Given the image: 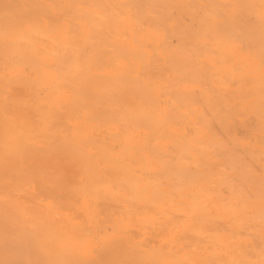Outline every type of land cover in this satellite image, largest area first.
Instances as JSON below:
<instances>
[{
	"label": "bare ground",
	"instance_id": "bare-ground-1",
	"mask_svg": "<svg viewBox=\"0 0 264 264\" xmlns=\"http://www.w3.org/2000/svg\"><path fill=\"white\" fill-rule=\"evenodd\" d=\"M254 2L255 0L231 1L230 4L232 8H235V6L239 4L242 7V14L244 13L242 16L239 17V15H241L240 13L241 11H240L238 17L236 16L238 20L233 19L232 22L231 20H227V19H226L227 21H222L225 20L223 19V17H225L227 14L228 15L233 14V12L230 13L229 11H226L229 13L224 14L225 10L222 9V6H220L217 3V0H0V49L2 48L1 50L3 51L2 52L3 54L0 53V55H2L0 58L4 57L1 60L5 61L6 71L8 72L7 67H10L12 69L11 71L13 74L10 72L8 73L11 74L12 76H15L13 81L11 75L9 76L7 73L10 79L12 78L10 80L11 85L13 84L15 85L16 83L18 84L17 82L18 78H19L18 80H20L19 84H21L22 76L24 78V76L29 72V70L32 71L30 72L33 75L31 79L32 83L31 82L29 83L30 81L29 76H32L29 73H28L29 76H27L28 74L26 75L29 81L25 78L26 80L24 79V81L26 82L24 81L22 82L23 83L22 88L24 89L25 87L24 84L25 85L28 84L29 87L27 88L28 90H31L29 91L31 93L28 94L29 92L26 89H24L25 92L27 91L26 93L20 90V92H24V94L20 93V96L22 94L21 97L18 96V94L16 95L18 96V98L22 99L20 102L23 101L24 103L25 101L26 103L27 97H24V95L26 96L28 95V97L31 96L30 97L31 99L34 97L32 99L33 101L36 96L38 97V99L39 98L42 99L43 97L45 98V102L47 104V101L48 102L50 101L49 94L51 92L52 93L51 98L54 99L53 96H55V100L52 101L54 102L52 105L55 106L54 107L55 109L53 108L51 109L54 110L53 111L54 113L62 112L60 110V107L62 108L64 104H62V106L59 105L60 100L63 99L61 103L67 102L65 103V105L69 103L70 107L68 105L67 106L68 108H66V110L70 108L72 112V109L74 108L75 112L77 113L76 114L77 118L76 117L74 118V115L72 116L71 114L72 118L74 120L76 119L75 121L76 123L73 124L70 123L74 121L72 120L71 116H69V118L71 119L70 120L68 116L62 115L63 117H66V120L68 118L69 122L68 121L67 122L70 124V126L67 127L68 128L70 127L71 133L73 132V134H71L70 131H68L69 132L68 134V132L66 131L67 136L69 135V138L71 135L74 136V134H76V131L80 132L78 131L79 124L86 125L89 124V122L92 123V121L94 122L93 120L94 118H96L95 121L97 122V118L99 119L101 115H103V113L106 114V113H110L111 110L113 111L114 107L112 105L115 104L116 106L118 105L116 108L122 109V113L124 116L122 117L121 115H119L120 113L116 114L119 115V118H117L115 121L116 123L117 121L119 123H122L124 121L121 126L122 130L126 126V124L124 123H126L128 120L130 121L132 120L135 127L137 126L141 127L138 128L140 130H142L143 128L144 130L143 133L146 136L151 135L148 138H152L154 136L153 138L155 141L153 142H156L157 138L161 139L160 142L161 141L163 142V144L155 145V144H159L156 142L154 143V147H152L153 146V144H151L152 140L151 141L147 140L148 138L144 134L143 137H141L142 140L140 139V135H139V137L136 136V138H139V140H135L136 139L135 138L133 139V141L135 142L130 141V137H129L130 135H128L127 132H131L130 133L131 135H133L136 132H134L135 130L129 131L128 129L127 132H125L126 128H124L125 134L122 133L123 135H121V133L119 134L120 130L116 129L117 127L116 128L114 127L116 131H118V133L114 134L113 131L115 130L112 131L111 127L109 126L112 124V122L110 121L112 116L110 115L109 116L110 118H108L107 116L106 117L107 121L103 124L109 122V125L107 124L110 127V131L109 130L108 131L111 132V134L109 135L115 137L110 142L111 143L112 141L115 142L114 139H116V137L120 139V145L119 143L116 142L117 143L116 146H118L119 148L112 145L111 146L112 149L113 147L114 148L116 147L117 149L120 150L119 152L123 154L121 155V159L124 158V155L125 157L127 155L129 158L128 157L124 158L125 160L126 159L130 160L131 158L132 162L134 161L135 164L136 163L139 164L136 166L137 168L138 166H142L141 169L144 168L143 171L145 169H148L145 170L144 173L146 175V171H147L148 182H146L143 185L140 184V182H143L144 180H146V178L142 179L140 175V178L143 180L140 181L139 177L136 178V176L137 173L142 174L143 171H141L142 173L137 171V168L134 166L128 167L127 165H129L130 162H128V164H125V162L124 163L121 162L125 160L124 159L120 160L119 156H118L119 160L117 157L112 158L115 150L113 149L114 150L113 151L111 149L110 147L111 144L108 142L111 137H107V139L109 138L107 141H105L106 137H101L102 139L98 137L99 138L98 141H100L99 142L100 144L98 145V148L96 146L95 149H98L96 150L97 154L100 152L99 154L103 155L102 158H104L105 160L103 166H105L107 169L106 173L107 171L110 170L111 173L113 174L114 173L113 170H117L118 172L116 173L122 174L121 180L119 179H118L119 181L117 180L118 181L117 183L119 184H117L112 179H110V180H106L109 181L107 182V186H106L105 180L103 181V183L101 182V179L103 180L104 179L103 176H105V169L103 168L104 169L103 171V169L101 170L98 167L96 163L98 162L97 161L98 159L96 160L92 157V152L85 147L87 144H84L86 138L84 139L83 136L88 135V133L89 136L92 135V133L90 134L89 132L91 130L86 132V130H88L89 127L86 130L82 128L83 133L85 134L86 132V134L85 135L83 134L82 136V134L79 133L81 137L77 138L80 139V141L83 138L82 140H84V142L82 144L83 146L85 145L84 146L85 148L82 146V144L79 141L74 142L75 137L79 136L77 133V135L74 136V139L71 137L69 141H66L70 143L72 139L71 142L72 144H69L70 146L68 145V143L66 144L65 141H64L65 143L63 142L64 144H66L65 147H68L67 148L68 152H67L66 151L67 149L66 150L61 149L62 147H64V145L60 148V146L58 147V145H61V143H58L56 145V141L53 144L54 141L52 140V138L55 135H56L55 137H57L58 139V136L61 135V134L58 135V133H63L62 131L65 132L64 129L66 127L65 125H69V124L65 122L64 119H62L61 121L60 119L58 120L61 123L63 121L66 123V124L64 122L62 123L63 125L64 124L65 125L63 127L64 130H61L62 125H61V129L58 128L60 122L58 121L55 122V120H57L58 117L56 118L55 117L56 115L53 113L54 115L53 118L55 120L51 121L50 120L51 117L50 118L48 117L51 111L43 110L45 114L41 113V115L39 114L38 116H34L38 118V120L36 121V125L39 122V125L37 127L39 128L38 129L39 131L37 132L36 131L37 128L35 127V124H33L35 123V119H33L34 117L30 116L31 117L30 118L26 114L23 115L24 112L23 109H25V107L22 106L23 107L22 108L18 106L20 105V102L18 101L19 99L17 101L16 99H14L16 102H18V105L16 106V104L12 103L11 106L14 105V107L13 106L11 107L12 108L11 111L8 110L10 106H8L6 103H4V105L0 104L1 105L0 106V126H1L0 150H3V152L2 151L0 152V264H86L85 262L86 259L88 260L87 264L95 263L96 260L92 257L90 253L89 242L84 241L89 237L86 239L85 237L83 238V236L85 235L86 237L89 236L88 234L89 231H87V227L84 228L86 229L87 232L83 231V234L84 233L86 234L80 235L82 236L83 239L79 236H76L78 237L76 238L75 234L77 232L75 233V231H77L76 229L78 225L75 223H74L75 225L74 224L72 225V222H70L71 220L68 221L70 217L68 216L65 217L66 215L63 216L59 214V212L55 211V209L57 207H60L59 208L60 210L58 208L56 210L61 211L62 210L61 207L64 210V207L67 205V208L65 207V210H68L69 212H71L72 210L76 211L77 202L79 198L78 193H82L85 195L87 194V196L90 195L92 196L90 198L95 197V199L97 196H98L97 199L100 196H101L100 198L107 196L106 199H108L110 194L109 195L106 194L105 190L107 189L105 188L111 186L110 183H112V181L116 185H119L116 187L112 186L113 188L117 189V187L121 186L120 188H122L123 190L118 188L120 189V191L128 192L127 194L129 198L131 197L133 201H131V198L130 199L126 198L125 201H129V203L127 202L128 203L127 206L130 204L129 207L127 208H130V206H132L133 204L136 206L133 205L132 208L138 207L137 211L134 208L135 209L134 213L139 212L138 214H141L142 210L141 209L139 210V208H145L147 210L145 211V209H143V212L144 211L150 213L155 212L157 214L162 210L161 207L163 206V204H164L163 210L166 209L167 206L171 205L172 207L170 206L169 207L170 209L168 208L170 210V214H168L169 212L167 213L165 211V213H167L166 216L168 217L169 215V218L171 219V217L173 218L174 216L171 215L173 213L179 215L178 216L179 219L178 217H175V219L173 218L175 221L177 220V222L172 221L174 222L173 224L167 219L169 221V222L167 221L165 222L167 224L169 223H171L172 225H174L175 223L179 224L178 220H182L181 223V225L183 224L182 227L183 226L185 227V225H187L186 228H188L190 227L189 221H193V220L187 221L188 220L187 217H191L193 215L195 218L194 221L201 223V226L207 225L202 231L204 232L205 229H207L205 231V233L207 232L206 234L214 235L216 232H213V230L215 231L217 227L222 225L220 227L221 230L217 228L218 234L216 233L217 235L216 234L214 235L215 237H217L218 235L221 234L220 233L221 231H226L224 229L228 228L229 236H222L220 238H216V240L219 243L215 240L213 236L211 237L209 235H206L205 233H200V234L198 233V235L202 237L201 238L202 243L201 242L199 243L200 245L206 243L207 247L205 249L209 252V254L207 255L210 256V259H211V254L212 257H214V255L216 254L215 258H212L214 259V261L210 260V262L213 263L215 262L218 264H224V263L264 264V244H260L259 245L260 248L259 246L257 247L258 243H264V242L259 240L258 242L256 240L258 236L256 237L255 234L252 235L253 236L252 238L248 236L249 239L251 240H253L254 237L256 238V239L254 238L255 239L254 245H256V248H258L257 251L255 249V246L254 247L251 246L249 249V247L243 244L244 237L243 236H242L243 238L240 237L241 234L244 235L245 233H242L239 230L241 234L235 235L237 233L234 232L235 231L237 232V230L233 231L234 228H236V226L240 227L238 229H241L243 227V223L247 225L248 222H246V220L250 221L248 226L251 223H253L252 224L253 226L250 225V227L251 226L256 227L254 226L255 220L254 218L252 219V217L257 218L258 221L260 220L262 221V224H264V188H262L264 187V181H262L264 179L260 178V180H258L257 177L256 180L255 178L253 179L250 176V172L251 173L252 171L254 172V170L250 169V167L256 169L258 164H255V161L258 162L259 160L260 162L262 158L260 157L261 158L260 159L258 157L259 154L257 150L246 149L244 146H242V143L241 144L239 143V139H237L234 136V132L237 131L236 129H237L238 120L236 118V122H235V120L233 119L236 114L235 111H237V109L239 111L237 112L240 114V108H238V106H240L241 104L238 105V102L236 104L233 101L238 106L234 104L235 109L234 107H232L233 105L230 107L229 104H231V102L227 104V101L230 100V98L227 101H225L226 95H228L229 90L226 91L227 94L220 96V93L223 94L222 88L220 87V90L219 89L217 90L216 89L217 87H215V85L218 86V84L220 85L223 84V86H227L231 82V80H228V82L230 81L228 84L227 80L225 81V79H227L226 75L227 77L230 78V74L228 72L227 74L226 72H224L226 75L222 73L225 70L222 68L223 65H228V67L226 66L227 68H230V66H232V68H234V71L235 70L238 71L235 72L236 75L234 74L236 81L240 77L237 81L239 82L240 85V87L237 86L239 89L237 91H240V89L246 87V85L251 86L253 82L254 83L259 82V84L262 83V85H264V82L261 81L264 80V22H261L259 20L261 23L257 21L259 22L258 24L255 23L256 22L255 20H251V18L252 19L254 18L252 17L251 13L253 14V12L255 11L259 13V10L257 11V9L255 10L253 8L256 7V5H254L255 4ZM228 4L227 6L225 5L226 8H230ZM261 7H264V5H262ZM250 11H251L250 13L251 18L247 16V14H249ZM222 14H224L225 16ZM221 15L222 17L220 18L219 16ZM185 19H187L188 22ZM215 19L217 20L222 19V20H220L221 22L220 21L216 22ZM249 21H253V22L250 23ZM166 36L168 38H166ZM207 38L208 41L210 40L209 44H212L215 47V49L213 48V50H210V52H209V48L211 46L207 44L208 42H206V40L205 42L202 41ZM172 40L174 41V43H171ZM237 41L243 43L242 49L244 47L245 50L242 51L244 52H239V53L233 52V47ZM206 44L208 47H206ZM211 51H212V55L211 54L210 55L212 57H215L214 55H217L218 57L215 60V64H217V66L214 65L213 63L214 58L211 59L212 58L211 56L210 59L213 60V62L211 61L212 63H209L208 61L210 60L208 59H201L204 57L203 55H205L206 53L209 54L211 53ZM3 61H1L0 63H2ZM3 64H0V66ZM218 65L222 66L220 67L223 69L221 73L222 75L224 74L225 76L220 75L221 73L219 71L220 68H218L219 67ZM24 66L26 67L25 69L29 68V70L27 71V73L25 72V74L24 72L22 73V69H24L23 68ZM249 67H251L252 69ZM260 67L262 68L260 69ZM215 69H218V74L216 72L217 70L214 71ZM250 70L254 72H251ZM165 71H168L170 73L169 74L170 77L168 75L162 74ZM249 72H251L252 74H250ZM2 73L5 74V72ZM3 75L1 76L0 79L8 80L6 78L7 75H4V77ZM60 80L67 82L66 86L65 85L64 87L62 86L64 89L60 85L62 83L61 82L58 83V81ZM8 81H6L7 82L6 85L4 84L5 81L4 82L2 81L3 82L2 84L5 85L6 88L8 87L10 88L11 86L8 84ZM72 81L73 82L76 81L77 83L72 84ZM64 82L63 84H65ZM248 82L249 84H247ZM47 83L49 85V86L47 85L48 88L50 87L51 90L49 89L50 90L49 91L46 86L44 88H46L49 91V94L47 93V90L43 88V85H46ZM55 83L59 84L57 86L58 87L60 86L59 89L62 88V91L66 90V93H64L65 91L59 92V90H57L58 88H56L55 90L56 92H58L57 94L53 92L54 89L52 90L51 84L56 86ZM184 83L185 84L191 83L192 85L194 84L195 87L198 86L197 91L196 89L194 90L195 87L194 88L192 87L191 89L190 86L189 89L188 84H187L188 86L187 89L179 87L180 84L181 86H183ZM232 83L233 80L231 84ZM37 85L38 86L42 85V87L41 86L40 87L43 90H46V93L44 91L42 92L41 90H38ZM254 86L255 89L254 87H252L253 88L251 89L252 91L251 90L248 91L245 88L244 89L247 92L251 91L252 92L251 94H253L254 92V94H256L255 96H259L257 95L258 90H256L259 89L258 87L259 85L257 86V88L256 85ZM33 88H36L38 90L37 93V90L34 89V91L36 90L35 93L33 92L35 96L32 93ZM260 88H264V87L260 86ZM234 89L230 91L232 92L233 95H234L233 92H235L237 88L235 89V91ZM244 89L241 90L244 91ZM162 91H165L163 92L162 95L165 97L162 98L163 100L160 99V94L162 93ZM218 91L221 92L219 93ZM247 92H245L246 94L244 93L243 94L246 96H250L248 95L249 93L247 94ZM260 92H262V89ZM36 93L38 95H36ZM39 93L41 95L42 93L48 95L44 97L45 94H43V96L39 97L40 96ZM59 93L60 94L63 93V94L59 96ZM232 94L229 93V95ZM56 96L57 98L59 96V98L56 99ZM260 96L262 97V95ZM48 97L49 99H47L46 101V98ZM30 98H28V100H30ZM232 98L240 99L239 96L238 97L236 96V94L235 97L233 96ZM242 99H243L242 101H244L247 99V97L246 99L245 98ZM262 99L260 97H254V99L252 100L253 103H257L261 108L260 109L259 107H257L259 109L258 110L257 108L255 109L256 111H258V113H260V110L264 109V106H262L264 105V103H262L261 101ZM45 102L43 103L45 104ZM52 102L49 103L51 104ZM249 102H251V100ZM23 103L22 105H24ZM28 103H26V105ZM36 103H38L37 100L36 102H33V105L29 103L30 105L28 104L27 105L28 108L26 109H29L31 111L32 110L31 108L34 106L33 108H35L36 111L39 110L41 112L42 106L39 107L40 105L39 104L36 105ZM50 104H48V106L53 107ZM197 104H200L202 106V110L196 109L195 106ZM56 105L60 106L59 109L56 108L57 107ZM71 105H73L74 107L72 106L73 108H71ZM35 106H38L39 108ZM4 108L7 109L9 112H14V114L10 113V115H5L8 111L6 110L4 112ZM253 108L252 110H254ZM19 109L23 110V112L21 111L22 113L20 112V115L22 114V118H20L21 116L17 117V114H19L18 113ZM98 110H100L101 113L103 112L102 114H100V116L98 115L100 113L98 112ZM48 111L49 114L46 115ZM116 112H113L114 115ZM258 113H254V114L260 116L262 115ZM12 114L16 116V118L12 117L13 116ZM239 114H237V116ZM25 115L26 117L24 118L23 116ZM49 116H52V114H50ZM208 116L209 118H207ZM261 117H264V115H262ZM27 118L29 120L33 119L34 122L31 123V125L29 124L27 126V124H25L24 122L25 119L26 122L28 121ZM107 118L110 120L108 121ZM251 118L254 119L253 117ZM119 119L120 121L122 120L123 121L120 122ZM256 119L258 120V118ZM112 120L114 122L113 118ZM103 121L104 120H101V123ZM52 122L53 124L55 122L54 125L51 124L52 126H54L52 130V133H54V135H52V133H47L50 132L49 131L50 129H52V126H50L49 128V125ZM96 122L94 123L98 125ZM250 122L253 124V126L251 124V126H249L250 128L249 127L246 128L248 130L249 129L251 130V128L256 126L260 128L262 124H264L261 122V125L258 126L260 123L256 125L255 121L252 122L251 120ZM101 123H99V127L103 125ZM114 123L112 124V126H115L117 124L119 126L121 125L119 123L117 124ZM238 124L240 125V123ZM32 125L33 128H36L35 131H33L34 129H31ZM92 127H94V125ZM102 127L105 128L104 126ZM68 128H66V130ZM105 129H108V127ZM246 129H244L245 131L243 130L244 131L243 135H249V132H247ZM101 130L102 128L100 127V131ZM258 130L264 131V129L261 130L258 129ZM32 131L36 132L37 135L34 134L35 137L33 136ZM55 131L58 133L56 134ZM105 131H103V133H105ZM253 131H256V129L254 130L253 128ZM66 132L65 134L63 133L64 136H66ZM139 133L141 132L139 131ZM237 133H239V131ZM48 134L50 135L49 137L51 138L50 140H48V136H49ZM62 136H59V139ZM67 136L64 139L68 140L69 138ZM144 136L147 138L146 139L147 142L144 140ZM45 137L49 141V143L46 142L47 149H48V144L50 145V143H52L51 147L49 146L51 149H53V147L56 145L57 147L55 146L56 147L55 149L58 148L57 150H59L60 148V151L61 150L65 151V152L63 151L64 153L66 152L69 153L70 152L69 150H72L73 155L71 153L70 155L71 156L76 155L82 161L81 170H80L82 175L84 176L90 175L94 179L88 183L81 180L82 181L81 184L83 185L78 187L77 190L76 188L75 190L70 189V187L72 188V186L67 188L68 185L67 183H70L68 179L69 175L67 172H65L67 169L64 171L65 174L63 173L62 176L63 178L60 176L62 173H61V169L59 170L60 168L59 166H64L63 163H62L63 165L59 163L61 156H59L60 159L57 160L58 163L61 165L57 164L58 168L56 167L53 170L52 169L54 167L53 164L57 163V161L55 162L57 158L54 160L53 157H55L57 154L53 155L52 157L53 159L51 158V156L50 158H44V157L42 158V155L40 154V152L42 151L38 150L35 146L36 142L41 143V141H43ZM63 137L61 139H63ZM131 137L133 138V136ZM165 140L167 141L166 143H168L169 141V144L173 149L171 151L170 150L171 148L169 146L170 148L169 150L172 153L174 151L172 155L168 153H164L165 151L163 152L162 148H160V146L163 147L162 145H165L164 144ZM95 141L96 140H93L94 145L98 143V141L97 143ZM93 142L91 141L92 144ZM91 143L88 145H91ZM147 143L150 145H148ZM146 144L149 147H146ZM250 144H252L251 141ZM37 146L39 147V145ZM145 149H149L147 150L149 153H147ZM46 150L43 149V151H45L44 152L45 154L48 151ZM60 151H58L60 153L59 155L63 153V152L61 153ZM109 151L111 152L109 153ZM55 152L57 153V151ZM119 152L117 151V153ZM114 156L117 155L115 154ZM260 156H264V155H260ZM154 157L158 159L160 162H158L157 165L155 164V166L154 165L151 166L152 163L150 162L153 161L154 163L153 160L155 159ZM28 158H30V160L35 158L37 159V161L34 164H32ZM102 158H100V161H102L101 160ZM215 158L216 159L221 158L220 162L216 161L220 163V165L218 164L219 167H217V163L214 161L216 160ZM46 159L49 160V162H51V164L47 163L49 166L44 165L46 164L45 162ZM62 159L63 161L66 160L64 159V157H62ZM77 161L75 163H77ZM134 162L132 164H134ZM262 162H264V160H262ZM253 164L256 167H254ZM103 166L101 165V167ZM64 167H66V165ZM64 167H61L62 170L64 169ZM49 168H51L52 170ZM133 168L137 171L136 176L134 174L135 170ZM57 169L58 171H56ZM77 169L78 168H76V171ZM68 171L72 173L71 172L72 168L70 170L68 169ZM77 172L78 174H80L79 170ZM64 175L67 177L66 182L64 180L65 177ZM83 180H85V178H83ZM85 181L88 180L86 179ZM75 183L78 182L75 180ZM34 184L35 187L33 186ZM29 186H31V190L29 189L30 188ZM212 194L213 196L217 195L216 200L211 199V197H213ZM224 194L225 196L223 197ZM175 197L177 198L174 204L172 200ZM46 200H50L52 201V203L46 204L45 203ZM102 200H104V198ZM113 200H111V202H113ZM136 201L137 204H135ZM55 202L56 204L59 205L54 204ZM123 202L124 201H122V203ZM62 203L65 204L62 205ZM53 204L56 206L55 209H54L55 206ZM114 204H116L115 206H117L119 203L117 204L115 202ZM124 204L126 205L125 202L123 203V205ZM172 204L177 205L179 208L173 210L174 207ZM105 205H107V203ZM120 205L121 204H119V206ZM70 208L72 210H69ZM120 209H122V207ZM132 210L130 211L133 212ZM181 210H183L182 212L184 213H182ZM185 210L189 211L190 213ZM213 210H214V215L213 212H211ZM81 211L84 212V209H82ZM82 212L81 214H83ZM108 212L109 211H107V215L109 214ZM131 212H128V214L129 213L131 214ZM178 212L179 214H177ZM180 212L182 213L183 216L181 215ZM219 213L222 214V216L224 214L223 217H225V214H227V216L230 218V219L228 218L229 220H227L228 223H230V225L226 221L228 227L226 226V224L223 225L222 224L223 222L221 223L216 222L217 220H221L218 219L217 217ZM220 214L218 216H220ZM107 215L105 216L107 217ZM82 216L81 218L85 219V217ZM111 216L112 214L110 215V217ZM161 216H163V218H166L164 217L165 215L160 214V216H158V219L159 218L161 219L162 218ZM76 217L80 218L79 214ZM92 217L94 218L95 215H93ZM183 217L186 218L187 221L185 225L183 222L184 221ZM250 217L253 220V222L250 220ZM96 218H98V220L100 221L99 223L104 226L103 222H105V220L102 222L103 223L102 224L101 220L97 215ZM214 218H217V220L215 221ZM107 220H111V219H107ZM107 220L106 222H108ZM113 221L114 220H112V222ZM214 221L216 224L214 223ZM212 223L214 224V226H216V228L213 226ZM79 228L80 231L78 230V232L81 234L82 233L81 224L79 225ZM100 228L101 226L99 227V230ZM119 228L122 229V227ZM108 229H110V227ZM116 229L113 228V230L115 231ZM161 229L163 230V228ZM157 230L158 229H156V231ZM73 231L75 233L74 236L71 235ZM196 231L201 232V228L200 230L198 229ZM196 231H193V233L194 236L196 235L197 237ZM247 231H249L250 233V231L252 230H247ZM137 233L138 232L134 233L133 235L137 236ZM187 233L189 232L187 231ZM123 234H125V232H123ZM201 234H204L208 237ZM191 235H192L191 237H193L195 240L196 237H194L193 234ZM91 236L93 235L91 234ZM187 236L189 235L187 234ZM72 237L75 241H73ZM200 237L198 236L195 242L197 241V239L199 240ZM204 237L206 239L208 238L207 240H209V237L210 240L211 238H213L215 241L213 243L214 245L211 244L210 246L209 243L213 241L210 240L207 241ZM121 238H122L121 240L124 241L123 236ZM125 241L127 240L125 239ZM106 243L108 244V241ZM106 243L104 242V246L106 245ZM113 243L115 244L116 241L115 242L113 241ZM114 244L113 246H115ZM143 244H141V246ZM196 244L199 245L197 242ZM218 244H221L223 246L222 250H224L222 251L219 248L220 252L222 253L224 252L223 257L221 256L222 259L220 258V260H219L220 256L217 257V255L220 254V252L217 251L218 249L216 248L222 246L221 245L219 246ZM246 244L248 245V243ZM143 246H147V245H143ZM212 246L213 248L215 247V251H217L218 254L213 251L214 252L213 255V252H211L210 249L208 250V248L210 247L212 248ZM107 247L108 246H106L104 251H106ZM163 247L164 249L167 248L165 247V245H163ZM103 249H101L102 254H103ZM164 249L162 250L164 251ZM117 250H118V246L117 247L115 246V248H113L112 250L110 249L108 253L114 255L116 254V252H118ZM254 250L256 252H254ZM135 251H136L135 253L137 254L138 253L137 250ZM146 252L147 251L145 252L141 251V254ZM162 254L163 253H161L160 255L163 257L164 255ZM248 254H251L252 256L250 255L251 256L250 257L248 256ZM104 255L105 253L101 255V257H99L96 262H99V260ZM111 255H108V257H106L108 261L110 260ZM169 255L167 256L170 257ZM171 256L175 257V254ZM112 257L114 259V256ZM139 258L137 261H139ZM148 258L150 260L152 257H148ZM180 258L182 259V257ZM217 258L219 262H217ZM113 259L111 258V260ZM134 259L132 258L133 261ZM104 260L102 262L103 264H105ZM111 260L109 261V263L112 262ZM132 260L130 258V262ZM204 260H206V258ZM222 260L224 261L222 262ZM108 261H106L107 264ZM128 261L129 260H127V264ZM133 261L132 263L130 262L129 263L133 264ZM142 261L143 260H141V262ZM122 263L123 262H121V264ZM139 263L140 262H138V264ZM179 263L181 262L178 261V264ZM185 263L192 264L191 261H184V263L181 264H185Z\"/></svg>",
	"mask_w": 264,
	"mask_h": 264
},
{
	"label": "rangeland",
	"instance_id": "rangeland-1",
	"mask_svg": "<svg viewBox=\"0 0 264 264\" xmlns=\"http://www.w3.org/2000/svg\"><path fill=\"white\" fill-rule=\"evenodd\" d=\"M221 1H222V2H221ZM231 1H233V0H220V1L217 0V3H218L220 6H222V9L225 10L224 14H227V13H229V12H230V13L233 12V14H229V15L227 14L226 16H225L224 14H222V15L225 16V17H223V19H225V20H222V19H220V20H222V21L231 20V21L233 22V19L238 20L237 17H238V15H239V12H240V11H241V12H240L241 15H239V17L242 16V15L244 14V13L242 14V7H241L239 4L236 5L235 8H232V6H231V4H230ZM223 2H224V3H223ZM260 2H261V4H260ZM225 3H227V4L229 3L230 5L228 4V6H230V8H226L227 4H225ZM254 3H255L254 5H256V7H253V8H254L255 10L257 9V11L259 10V13H260V14H259L258 12H256V11H255L256 13L253 12V11H254V10H253V11H252L253 14H252L251 11H250L249 14H247V16H248L249 18H251V15H252V17H254V18H253V19L251 18V20H255V21H256L255 23H258V24H259L260 21H261V22H264V21H262V20H264V18H262V17H264V16H262V15H264V7H261L262 5H264V0H259V1H258V0H255ZM257 3H258V4H257ZM225 5H226V6H225ZM254 5H253V6H254ZM223 6H225V7H223ZM225 8H226V9H225ZM239 8H240V10H239ZM227 9H229V10H227ZM226 11H229V12H226ZM234 12H235V13H234ZM250 13H251V15H250ZM254 13H255V15H254ZM222 15L219 16V17L221 18ZM228 16H229V17H228ZM236 16H237V17H236ZM247 16H246V17H247ZM256 16H257V17H256ZM219 17H218V19H219ZM226 17H227V18H226ZM232 17H233V18H232ZM214 18H215V17H214ZM216 18H217V17H216ZM249 18H248V19H249ZM226 19H227V20H226ZM239 19H240V18H239ZM256 19H257V20H256ZM185 20H187V19H185ZM215 20H216V22H217V21H220V20H217V19H215ZM249 20H250V19H249ZM259 20H260V21H259ZM257 21H259V22H257ZM187 22H188V20H187ZM220 22H221V21H220ZM249 22L251 23V22H253V21H249ZM261 22H260V23H261ZM252 24H253V23H252ZM260 25H262V24H260ZM166 38H168V37L166 36ZM205 40H206V42H208L207 44H209L210 40L208 41V38H207V39H204V40H202V41L205 42ZM171 43H174V41L172 40ZM211 43H212V42H211ZM238 43H239V44H238ZM207 44H206V47H208ZM236 44H237V45H236ZM240 44H242V45H240ZM209 45L211 46V47L209 48V52H210V50H213V48L215 49L214 45H212V44H209ZM239 45H240V46H239ZM242 46H243V43H242V42L240 43V42L237 41V42L235 43L234 47H233V52H235V53L244 52V51H242V50H245V49H244V47H243V49H242ZM240 47H241V48H240ZM236 48H237V49H236ZM1 49H2V48H1ZM1 49H0V50H1ZM239 49H240L241 51H240ZM2 52H3V51L1 50L0 53H2ZM2 54H3V53H2ZM210 54L212 55V51H211V53H209V54L206 53V54H205L206 56L203 55V56H204L203 58H201V57H202V55H201L200 58H201V59H208V60H210V61L207 60L209 63H212L213 60H214L213 63H214V65L217 66V64H215V60L218 58L217 55H214L215 57H212ZM207 55H208V56H207ZM1 56H2V55H0V57H1ZM210 56L212 57L211 59H213V58H214V59L211 60V59H210ZM3 58H4V57L0 58V62L3 61V60H1V59H3ZM211 61H212V62H211ZM3 63H4V64H3ZM0 64H3V65L5 66V61H3V62L0 63ZM6 64H7V63H6ZM3 65L0 66V69H1V70H0V78H1V76L4 74V73H2V72H5L4 75H7L8 72L12 73V71H11L12 69H11L10 67H7V69H8V72H7V71H6V66L4 67ZM7 65H8V64H7ZM218 66H219L218 68L222 67L221 65H218ZM226 66L228 67V65H223V67H222L223 69H225L224 71H223L222 68H220V69H222V70L219 69V71H220V73H221L222 71H223L222 73L226 72V74H227V72H228V73L230 74V78L227 77V75H226L225 73H224V74L226 75V78H227V79H225L224 77H223V78L225 79V81L227 80V83H228V84H229V82H230V81L228 82V80H231V82H232V80H233V83L231 84V82H230L229 85H227V86H223V84L220 85V84H218V83H219V82H218V83H215V84H218V86L215 85V87H217V88H216L217 90H218V89L220 90V87L222 88L223 91H222V90H221V91H222L223 94L220 93L221 91H220V92L218 91V92L220 93V96H221V95H225V94H227L226 91H228V90H229L228 95H229V93L232 94V92H230V91H232L235 87L237 88V89L235 88L236 91H235V89H234V91H235V92H233L234 95H233V94H232V95H229V96L226 95V98H225V101H227V100L230 98V100L227 101V104H229V103L231 102V104H229V105H230V107L233 105L232 107H234V109H235V105L237 104V102H238V105L241 104L240 106L236 105V106H238V108H240V114H241V115L238 113L239 111H238V109H237L238 112L235 111L236 114H235L233 120H235V122H236V118H237V120H238L239 122L237 121V129H236L237 131L234 132V136H235L237 139H239V143H240V144L242 143V146H244L246 149H248V150H257V152H258V154H259L258 157H259V158L261 157L262 159L260 158V159H261L260 162H259V160H258V162L255 161V164H258L257 167L254 166V164H253V166L256 167V169H253V168L250 167V169L254 170V172H253L252 170H250V171H252V173L250 172V176H251L253 179H254V178L256 179L257 177H258V178H257L258 180H260V178H261V179H264V167H262V166H264V162H262V160H264V156H260V155H264V153H261V152H264V149H262V148H264V131L261 130V129H264V124H262V126H261L260 128H258L257 126H256V127H253L254 130L256 129V131H253V128H251V130L249 129L250 131H249L248 129H246V128H248L249 126H251V124H252V123L250 122L251 120H252V122L255 121L256 123H255V122H254V123H255L256 125L260 123L258 126L261 125V122L264 123V117H261L262 115H264V113H262V112H264V109L260 110V113H258V111H256L255 109H256L257 107H259V105H258L257 103H253V102H252V100L254 99V97H260L261 99L264 98V93H262V92H264V88H260V86L264 87V85H262V83L259 84V82H258V83H254V82L252 83V85H253V84L256 85V88H257V86L259 85L258 87H259L260 90H259V89H256V90L259 91V92L257 91V95H259V96H255L256 94H254V92H253V94H251V93H252V92H251V91H252L251 89H253L252 87H254V89H255V86H254V85H253V86L251 85L252 87H251L250 85H246V87L248 86L247 88L244 87V86H242V87H244V88H245L246 90H248V91L251 90L250 92H247L244 88H241L242 90L244 89V91H242L241 89H240V91H237V90H239L237 86L240 87L239 82H237L238 79H239L240 77L237 79V81L235 80V79H236V78H235V75H236L235 72H236L237 70L234 71V68H232V66H230V65H229L230 68H227ZM2 67H3V68H2ZM225 67H226V68H225ZM23 68L25 69L26 67L24 66ZM245 68H248V67H245ZM249 68H251V67H249ZM261 68H262V67H260V69H261ZM2 69H3V70H2ZM9 69H10V71H9ZM24 69H22V73L24 72V74H25V72L27 73V71L29 70V68H27V69H25V70H24ZM228 69H229V70H228ZM230 69H231V71H230ZM251 69H252V68H251ZM216 70H217V71H216ZM30 71H31V70H29L28 73L32 75V73H31L32 71H31V72H30ZM214 71H216L217 74H218V69H215ZM250 71H251V70H250ZM233 72H234V73H233ZM237 72H238V71H237ZM251 72H254V71H251ZM251 72H249V73L252 74ZM28 73H27V74H28ZM165 73H168V74H165ZM222 73H221L220 75H221V76H225L224 74L222 75ZM232 73H233V74H232ZM246 73H248V72H246ZM12 74H13V73H12ZM18 74H19V73H18ZM18 74H17V75H18ZM27 74H26V75H27ZM29 74H28L27 76H29ZM162 74H164V75H168V76L170 77V75H169L170 73H169L168 71H165V72H163ZM234 74H235V75H234ZM4 75H3V77H4ZM8 75L10 76L11 74L8 73ZM8 75H7L6 78H7L9 81L6 80V79H0V82H1V83H0V86L2 85V86H1V89H0V90H1V92H0V101H1V102L3 101L2 103L0 102V104L4 105V103H6L8 106H10V107H9L10 109L8 108V110L11 111V109H12L11 107H12V106L14 107V105L11 106V104L13 103V104H16V106H17V105H18V102H16V101H17L18 99H19V100H18L19 102L22 100L21 98H18V96H20V93L24 94V92H25L24 89H26L28 92L31 91V90H28V88H27V87H29L28 84H26V85L24 84L25 87H24V89L22 88V87H23V86H22V85H23L22 82L24 81V79L26 78V79L28 80V78H27L26 75L24 76V78H23V76H22V78H21V79H22V80H21V81H22L21 84H19V83H20V80H18V79H19V78H18V79H17L18 84L16 83L15 85H14V84L11 85V81H10L12 78H13V81H14V77H15V76H12V75H11L12 78L10 79V77H9ZM20 75H21V74H20ZM20 75H19V76H20ZM237 75H238V73H237ZM248 75H249V74H248ZM233 76H234V77H233ZM20 77H21V76H20ZM32 77H33V75H32V76H29V79H30V81L28 80L29 83L32 81V80H31ZM236 77H237V76H236ZM26 79H25V80H26ZM156 80H157V79H156ZM234 80H235V81H234ZM2 81H3V82L5 81V83H4L5 85L7 84L6 81H8V84L11 85L10 88H9V87L6 88V86L2 84V83H3ZM15 81H16V79H15ZM77 81H78V80H77ZM221 81H222V80H221ZM261 81L264 82V80H261ZM261 81H260V82H261ZM24 82H26V81H24ZM60 82L62 83V84H60L61 87H62V86L64 87V85H65V86L67 85V82H64L63 80H62V81H61V80L58 81V83H60ZM63 82H64L65 84H63ZM78 82H79V81H78ZM12 83H14V82H12ZM27 83H28V82H27ZM31 83H32V82H31ZM73 83L76 84L77 82H76V81H75V82L72 81V84H73ZM220 83H221V82H220ZM227 83H225V84H227ZM236 83H237V84H236ZM52 84H54V83H52ZM52 84H51L52 90L54 89L53 92H55L56 94L58 93V92L55 91L56 88H58L57 90H59V92H60V91H61V92H64V91H65L64 93H66V90H63V91H62V88H63V87L60 88L61 90L59 89L60 86H59V87L57 86V85H59V84L55 83L56 86H54V85H52ZM70 84H71V83H70ZM187 84H188L189 87L187 86ZM187 84L184 83L183 86H181V84H180L179 87H181V88H185V89H187V87L190 89V86H191V89H192V87H193V88L195 87L194 84H193V85H192L191 83H190V84L187 83ZM233 84H234V86H233ZM247 84H249V82H248ZM250 84H251V83H250ZM9 85H8V86H9ZM47 85H48V83H47L46 85H43V88H44L45 86L48 88L49 85H48V86H47ZM219 85H220V86H219ZM3 86H5V87H3ZM15 86H16V87H15ZM37 86H38V85H37ZM40 86L42 87V85H40ZM40 86H38L37 89H38V90H41L42 92L44 91V92L46 93V90H47V89L44 88V89H46V90H43ZM184 86H185V87H184ZM249 86H250V87H249ZM4 88H5V90H4ZM65 88H66V87H65ZM67 88H68V86H67ZM197 88H198V86H196V87L194 88V90L196 89V91H197ZM224 88H225V89H224ZM248 88H249V89H248ZM34 89H36V88H33V89H32V90H33L32 93H33V92L35 93V91L37 90V89H36V90L34 91ZM49 89H50V87L48 88V90H49ZM63 89H64V88H63ZM216 89H215V90H216ZM261 89H262V92H260ZM2 90H3V91H2ZM20 90H22V91H24V92H20ZM38 90H37V93H38ZM48 90H47V93L49 94V91H50L51 89H50L49 91H48ZM67 90H69V89H67ZM163 90H166V89H163ZM217 90H216V91H217ZM256 90H253V91H256ZM6 91H7V92H6ZM27 91H26V92H27ZM41 91H40V92H41ZM12 92H13V93H12ZM26 92H25V93H26ZM163 92H165V91H162V93L160 94V99H161V100H163L162 98L164 97V96H162V95H163ZM224 92H225V93H224ZM239 92H240V93L242 92V93L240 94ZM245 92H247V94L249 93L248 95H250V96H246V95H244V94H246ZM30 93H31V92H29L28 94H30ZM34 93H33V95H34ZM37 93H36V95H38ZM45 93H42V95L39 93V94H40L39 97L43 96V94H45ZM243 93H244V94H243ZM9 94H10V95H9ZM17 94H18V96H16ZM22 94H21V96H22ZM48 94H47V95H48ZM51 94H52V93L50 92V94H49V96H50V101H49V102H52V101L55 100V96H53V97H54V99H53V98H51V97H52ZM62 94H63V93H62ZM62 94L59 93V96L62 95ZM235 94H236L237 97L239 96L240 99L232 98L233 96L235 97ZM242 94H243V95H242ZM31 95H32V94H31ZM47 95L45 94L44 97L47 96ZM53 95H55V94H53ZM241 95H242V96H241ZM260 95H262V97H261ZM21 96H20V97H21ZM34 96H35V95H34ZM59 96H58V98H59ZM252 96H253V97H252ZM16 97H17V98H16ZM24 97H27V99H26V103L29 102L31 105H33V102H36V100H37L38 103H36V105L39 104V105H40V106L38 105L39 107L42 106V107H41V108H42V111H43V110H44V111H45V110H49V111H51L50 114H52V116H49V115H50V114H49V111H48V113L46 112V113H47L46 115L49 114L48 117H49V118L51 117V118H50L51 121H54V120H55V119L53 118V117H54V115H53V113H54L53 111H54V110H51L52 108L55 109V108H54L55 106L52 105L54 102H52V103L50 104V103L47 101V99H49V97L46 98L47 104H46V102H45V98H43V97H42V99L39 98V99H40V100H39L38 97L36 96L37 99H36V97H35L34 101L32 100L34 97H33L32 99L30 98L31 96L28 97V95H27V96L24 95ZM246 97H247V99H246ZM22 98H23V97H22ZM28 98H30V100H28ZM58 98H57V96H56V99H58ZM164 98H165V97H164ZM242 98H245L246 100L242 101V100H243ZM251 98H252V99H251ZM11 99H12V100H11ZM14 99H16V101H15ZM52 99H53V100H52ZM113 99H115V98H113ZM234 99H235V100H234ZM5 100H6V101H5ZM13 100H14L16 103H15ZM250 100H251V102H249ZM11 101H12V102H11ZM27 101H28V102H27ZM30 101H32V102H30ZM42 101L45 102V104H44ZM62 101H63V99L59 101V105H61V106H62V104L65 105V103H67V102H65V103H61ZM233 101H234L236 104H235ZM261 101H262V103H264V99H262ZM22 103H23V101L20 102V105H18V106H19V107H22V106L25 107V109H23L24 112H23V110H20V109H19V110H18V113H19V114H17V117H20V116H21L20 118H22V114L20 115V112H21V111L23 112V115L26 114L28 117H30V116H32V117H34V116H38L39 114L41 115V113L45 114L44 111H43V112H42V111L40 112L39 110L36 111V109L33 108L34 106H33V107L31 106V107H32V108H31L32 110L30 111L29 109H26V108H28L27 105H28L29 103H28L27 105H26L25 101H24V103H23L24 105H22ZM262 103H261V104H262ZM9 104H10V105H9ZM30 104H29V105H30ZM48 104L52 105L53 107L48 106ZM55 104H56V103H55ZM234 104H235V105H234ZM261 104H260V105H261ZM34 105H35V104H34ZM44 105H45V106H44ZM59 105H58V106L56 105V106H57L56 108L59 109V107H60ZM64 105H63L62 108L60 107V110H61L62 112H60V113H58V112L56 113V112H55V113H54V114L56 115L55 117H56V118L58 117L57 120H55V122H57L59 119H60V121H61L62 119H64L65 122H67V121L69 122L68 118H69V116H71V114H72V116L74 115V118L76 117V114H77V113L75 112V110H74V108H73L74 106L71 105V108H73V109H72V112H71V109H70V108L66 110V108H68V107H67L68 105H69V107H70V104H69V103L66 104V105H65L66 107H65ZM114 105H115V104L112 105V106L114 107V110H113V111H112V110L110 111L111 114H110V113H106V114H105V113L102 112L103 115H101V117H100L99 119L97 118V122L95 121L96 118L93 119L94 122H96L98 125H96L93 121H92V123L89 122V124H86V125H83V124L80 125V124L78 123V124H79V125L77 124V125H78V128L81 129V130L78 129V131H80V132H77V131H76V134H74V136H76L77 133H78V135H79V133H80V134H82V136H83L84 133H83L82 128L86 130V129L89 127L88 130H86V132H88L89 130H91V131H89V132H90V134L92 133V135L89 136V133H88V135L83 136L84 139L86 138L84 144H87L86 146H85V145H84V146H85L88 150H90V151L92 152V157H93L94 159H96V160L98 159V160H97L98 162H96L97 165H98V167H99L101 170H102L103 168L105 169V176H103L104 179H103V180L101 179V182L103 183V181L105 180V184H106V186H107V182H109V181H106V180H110V179H112L114 182L117 183L119 180H121V178H122V174H120V173L118 174V173H116V172H118L117 170H113L114 173H115V176L117 177V179H116V177L114 176V173L112 174L111 171H110L109 169H108L109 171H107V173H106V170H107V169H106L105 166H103V165H104V162H105L104 158H102L103 155H100V154H99L100 152L97 154V153H96V150H98V149H95L96 146H97V148H98V145L100 144V143H99L100 141H98L99 138L102 139L101 137H106V138H105V139H106L105 141H107V140L109 139V138L107 139V137H111V138L109 139V141H108V142L111 144V145L109 144L110 147H111L112 145H113V146H116L117 143H119V145H120V139H119L118 137H116V139H114L115 142H113V141H112V143L110 142L111 140H113V138H115V137H112L111 135H109V134H111V132H109V131H110V127H111V130H112V131L115 130V131H113L114 134H115V133H118V131H116V129L120 130L119 134L121 133V135H123L122 133H124L125 130H126L125 132H127V129H128L129 131H133V130H135L134 132H136V133L133 132V133H134L133 135L130 134L131 132H127V134L130 135V136H129V137H130V141H133V139H135L136 136L139 137V135H140V139L142 140L141 137H143V134H144V133H143V131H144L143 128H142V130H140V129H138V128H141V127H139V126L135 127L134 124H133V122H132V120H131V121L128 120L126 123H124V124H126L127 127L123 124V125L125 126L124 128H126V129L124 130V128H123V130H122V129H121V126H122V123H123L124 121L122 120V121H123V122H122V121H120V119H119V121L122 122V123H119V122L117 121V123L121 124L120 126L115 122L116 119L119 118V115H121L122 117H124V116H123V113H122V109L116 108L118 105H117V106H116V105L114 106ZM250 105H252V106H250ZM0 106H1V105H0ZM26 106H27V107H26ZM38 106H35V107L39 108ZM72 106H73V107H72ZM162 106H163V105H162ZM198 106H199V107H198ZM262 106H264V105H262ZM23 107H22V108H23ZM64 107H65V108H64ZM195 107H196L197 110H200V109L202 110V106H201L200 104H197ZM251 107H252V108L255 107V108H253L254 110H252ZM15 108H16V107H15ZM41 108H40V109H41ZM43 108H44V109H43ZM63 108H64V110H63ZM110 108H111V107H110ZM244 108H245V109H244ZM259 108H260V107H259ZM259 108H257V110H258ZM13 109H14V108H13ZM112 109H113V108H112ZM260 109H261V108H260ZM6 110H7V109L4 108V112H5ZM8 110H7V111H8ZM26 110H27V111H26ZM33 110H34V111H33ZM69 110H70V111H69ZM250 110H251V111H250ZM1 111H2V110H1ZM28 111H30V112H28ZM32 111H33V112H32ZM56 111H57V110H56ZM58 111H59V110H58ZM63 111H64V112H63ZM68 111H69V112H68ZM116 111H117V112H116ZM252 111H253V112H252ZM261 111H262V112H261ZM22 112H21V113H22ZM38 112H39V113H38ZM66 112H67V113H66ZM70 112H71V113H70ZM73 112H74V113H73ZM98 112H100V113L98 114V115L100 116V114H102V113H101L100 110H98ZM107 112H108V111H107ZM113 112H116L115 115H114ZM243 112H244V113H243ZM10 113H13V114H14V112H9V111H8L5 115H10ZM30 113H31V115H30ZM32 113H33V115H32ZM35 113H36V114H35ZM68 113H69V114H68ZM117 113H120V114H119V115H116ZM254 113H258V114H262V115H261V116H260V115H255ZM13 114H12V115H13ZM60 114H61V115H60ZM66 114H67V115H66ZM104 114H105V115H104ZM108 114H109V115H108ZM237 114H239V115L237 116ZM242 114H243V115H242ZM26 115L23 116V117L25 118ZM62 115H63V116H68L67 120H66V117H63ZM110 115L112 116V117H111V120L108 119V118H110V117H109ZM72 116H71V118H72ZM103 116H104V117H103ZM107 116H108V118H107L108 121L110 120V121L112 122V124L115 122L118 126H117V125L112 126V124L109 125V122L106 123V124H103V123H105V122L107 121V120H106V117H107ZM256 116H257V117H256ZM258 116H259V117H258ZM12 117H15V118H16V116H14V115H13ZM114 117H116V118H114ZM251 117H253L254 119H252ZM30 118H31V117H30ZM76 118H77V117H76ZM103 118H104V119H103ZM112 118L114 119V122H113ZM207 118H209V116H208ZM249 118H250V119H249ZM256 118H258V120H257ZM33 119H35V123H33V122H34ZM33 119H32V120H31V119L29 120V119L27 118V120H28L27 122H26V119H25V120L23 119V120H24L25 124H27V126H28L29 124L31 125V123H33V124H35V127L37 128L38 125H39V122H38V124L36 125V121L38 120V118H37V117H34ZM69 119H70V118H69ZM70 120H71V119H70ZM72 120H74V119L72 118ZM78 120H79V119H78ZM101 120H104V121L101 123ZM240 120H241L242 122H241ZM249 120H250V121H249ZM256 120H257V121H256ZM60 121H58V122H60ZM75 121H76V119H75L74 121L70 122V123H72V124H73V123H76ZM90 121H91V120H90ZM55 122H54V124H55ZM63 122H64V121H63ZM63 122H62V123H63ZM65 122H64V123H65ZM68 122H67V123H68ZM77 122H79V121H77ZM98 122L101 123V124H103L102 126H104L105 128L108 127V129H105V128H103L102 126H100V127L102 128V130H101L102 132H101V131H100V127H99V123H98ZM131 122H132V123H131ZM257 122H258V123H257ZM60 123H61V122H60ZM60 123H59V125H58V128L61 129V125H62V129H61V130H64V129H65V132H66V131L68 132V131L71 130L70 127H69V128L67 127V126H70L69 123H68L69 125H65L66 123L64 124V125L66 126L64 129H63L64 125H63L62 123H61V124H60ZM115 123H114V124H115ZM128 123H129V124H128ZM238 123H240V125H239ZM51 124H53V122L50 123L49 128H50V126H52ZM54 124H53V125H54ZM56 124H58V123H56ZM90 124H91L92 126L94 125V127H92ZM107 124H108L110 127H109ZM249 124H250V125H249ZM255 124H254V125H255ZM88 125H89V126H88ZM95 125H96V127H95ZM105 125H107V126H105ZM247 125H248V126H247ZM79 126H80V127H79ZM81 126H83V127H81ZM85 126H86V128H85ZM90 126H91V129H90ZM128 126H129V127H128ZM240 126H241V127H240ZM252 126H253V124H252ZM53 127H54V126H52V129L49 130L50 132H47L48 130H47L46 132H47V133H52ZM114 127H115V128L117 127V128L115 129ZM118 127H120V128H118ZM29 128H30V127H29ZM36 128H33V125H32V127H31V129H34L33 131H35ZM49 128H48V129H49ZM56 128H57V127H56ZM66 128H68V129L66 130ZM93 128H94V129H93ZM249 128H250V127H249ZM257 128L260 129L261 131H259ZM38 129H39V128H37V130H36L37 132L39 131ZM54 129H55V128H54ZM104 129H105L106 131H105ZM136 129H138V130H136ZM244 129H246L247 132H249V135H243V134H244L243 132L245 131ZM0 130H1V126H0ZM56 130H57V129H56ZM61 130H59V131H61ZM96 130H97V131H96ZM108 130H109V131H108ZM240 130H241V133H240ZM243 130H244V131H243ZM33 131H32V133H33V136H34V134H36V132H33ZM98 131H99V132H98ZM103 131H105V133H103ZM107 131H108L109 133H108ZM139 131H140L141 133H139ZM238 131H239V133H237ZM53 132H54V131H53ZM55 132H56V131H55ZM62 132L65 134L64 131H62ZM67 132H66V136H67ZM86 132H85V134H86ZM94 132H95V133H94ZM57 133H58V132H56V134H57ZM63 133H58V135L61 134V135H59V136H62V135L64 136ZM70 133H71V131H70ZM106 133H107V134H106ZM137 133H138V134H137ZM250 133H251V134H250ZM68 134H69V132H68ZM71 134H73V132H72ZM85 134H84V135H85ZM124 134H125V133H124ZM186 134H187V132H186ZM36 135H37V134H36ZM48 135H49V134H48ZM48 135H47V136H48ZM52 135H54V133H52ZM98 135H100V136H98ZM102 135H103V136H102ZM144 135H145V134H144ZM236 135H237V136H236ZM33 136H31V137H33ZM55 136H56V135H55ZM55 136H54V137L52 136V137H53L52 140L54 141V142L52 141L53 144L55 143V141H56V145H57L58 143H61V145H58V147L60 146V148H61V147L64 145V147H62L61 149H65V150L68 148V147H65V145H66L67 143H68V145H69V144H72V143H71V142H72V139H71L70 143H69V142H66V141H69L71 137L74 139V136H72V135L70 136V138H69V135L67 136V137L69 138L68 140L64 139L66 136H64V137L62 136L63 139H61L62 137H60L61 140L59 139V136H58V139H57V137H55ZM131 136H133V138H132ZM145 136H146V135H145ZM145 136H144V140L146 141V139H147L148 137H150L151 135H149V136L147 135V136H146L147 138H146ZM34 137H35V136H34ZM49 137H50V135L48 136V140L51 139V138H49ZM79 137H81V136L79 135L78 137H75L74 142H78V141H79V142L82 144V143L84 142V140H82V139H83V138H82L81 141H80V139H77V138H79ZM88 137H90V138H88ZM98 137H99V138H98ZM153 137H154V136H153ZM153 137L147 139V140H150V141L152 140V141H151L152 143L150 142L151 144H153L152 147H154V143H156V142L159 143V144H155V145L163 144L162 141L160 142L161 139H159V138H157V141H156V142H153V141H155ZM241 137H242V138H241ZM244 137H245V138H244ZM247 137H248L249 139H248ZM36 138H37V137H36ZM45 138H46V137H45ZM45 138H44V140H43L45 143H44L43 141H41V143H43V144L36 142V143H35V146H36V148H37L38 150L42 151V152H40V154L42 155V158H43V157H44V158H50V156H51V158H52L53 155H56V154H57L55 157H53L54 160L57 158V159L55 160V162H56L57 160L60 159L59 156H61V159L59 160V161H60L59 163H61V164L63 163L64 166L66 165V167H64V166H59V167H60L59 170L61 169V173H62V174L60 173V174H61L60 176L62 177V176H63V173L65 174V172L68 173V175H69V178H68V179H69L70 183H67V184H68V185H67V188H69L70 186H72V188L70 187V189H74V190H75V188H76V190H77L78 187H80L81 185H83V184H81L82 181L88 183V182H90L91 180L94 179V178H92L90 175H89V176H84V175H82V173L80 172L82 161H81V159H80L78 156H76V155H75V156H71V155H70V153H71V154L73 153L72 150H69L70 152L67 153V152H68V149H67V150H66V151H67L66 153L68 154V155H67L66 153H64V152H65L64 150H63V151H64V152H63L62 150L60 151V148H59V150H57L58 148L55 149V148L57 147L56 145H55L56 147H55V146L53 147V149H55V150L51 149L50 147H51L52 143H50V145L48 144V149L50 148V149L48 150V149H47V146H46V145H47L46 142L49 143V141L47 140V138H46V140H47V141H46ZM54 138H55V139H54ZM97 138H98V139H97ZM120 138H121V137H120ZM250 138H251V140H250ZM252 138H253V139H252ZM56 139H57V140H56ZM76 139H77V140H76ZM117 139H119V140H117ZM93 140H96V141H95L96 143H97V141H98V143L94 145ZM135 140H139V138H136ZM58 141H60V142H58ZM61 141H62V142H61ZM64 141L66 142V144H64V143H65ZM88 141H89V142H88ZM91 141L93 142V144L91 143ZM158 141H159V142H158ZM163 141H164V140H163ZM244 141H245V142H244ZM250 141H251L252 144H250ZM63 142H64V143H63ZM116 142H117V143H116ZM133 142H135V141H133ZM146 142H147V141H146ZM148 142H149V141H148ZM166 142H167V141L165 140V143H164L165 145H162L163 147L160 146V148H162V151H163V152L165 151L164 153H168V154L172 155V154L174 153V151H173V153L171 152L173 149L171 148V146H170V144H169V141H168V143H166ZM90 143H91V145H88V144H90ZM244 143H245V144H244ZM247 143H248V144H247ZM36 144L39 145V147H38ZM40 144H41V145H40ZM44 144H45L46 147L44 146ZM114 144H115V145H114ZM144 144H145V142H144ZM147 144H148V143H147ZM147 144H146V147H149V146H147ZM166 144H167V145H166ZM68 145H67V146H68ZM92 145H93V146H92ZM109 145H107V146H109ZM148 145H150V144H148ZM245 145H246V146H245ZM41 146L44 147V148H42ZM49 146H50V147H49ZM69 146H70V145H69ZM82 146H83V144H82ZM84 146H83V147H84ZM88 146H89V147H88ZM167 146H168V147H167ZM169 146H170L171 149L169 148ZM253 146H254V148H253ZM85 147H84V148H85ZM116 147H118V146H116ZM116 147H115V148H116ZM258 147H259V149H258ZM41 148H42V150H41ZM91 148H92V149H91ZM115 148L113 147V149H114L115 152H116V153L114 152V155L116 154L117 156H114V155L111 153V154L113 155L112 158H114V157H117V158H118V156H119V157H120V160H123L124 158H127V157H128L127 155H126V157H125V155H124V158L121 159V155H123V154L119 152V151H120L119 149L116 148V149H117V150H116ZM118 148H119V147H118ZM164 148H165V149H164ZM249 148H250V149H249ZM0 149H1V146H0ZM43 149H44V150L47 149L48 151H47V150H46V151L48 152V154H47V152H46V154H45V153H44L45 151H43ZM69 149H70V148H69ZM111 149H112V147H111ZM113 149H112V150H113ZM169 149H170L171 151H170ZM112 150H111V151H112ZM114 150H113V151H114ZM147 150H149V149H145V151H147ZM168 150H169V151H168ZM1 151L3 152V150H0V152H1ZM20 151H21V150H20ZM52 151H54V152H52ZM55 151H57V153H56ZM58 151H60L61 153L63 152V153H62L61 155H59L60 153H59ZM100 151H101V150H100ZM111 151H109V153H110ZM113 151H112V152H113ZM117 151H118L119 153H117ZM259 151H261V152H259ZM51 152H52V154H51ZM97 152H98V151H97ZM147 153H149V152L147 151ZM44 154L46 155V157H45ZM94 154H95V155H94ZM64 155H66V156H64ZM72 155H73V154H72ZM96 155H97L99 158H98ZM99 155H100V156H99ZM34 156H35V155H34ZM70 156H71V157H70ZM62 157H64V159H66V160L63 161ZM66 157H67L68 159H67ZM76 157H77V158H76ZM53 158H52V159H53ZM93 158H92V159H93ZM100 158H102V159H101L102 161H100ZM128 158H129V157H128ZM154 158H155V157H154ZM259 158H258V159H259ZM28 159L30 160V158H28ZM75 159H77L78 161L75 160ZM150 159H151V158H150ZM152 159H153V158H152ZM215 159H216V158H215ZM217 159H218V158H217ZM217 159L214 160V161H215V162H216V161H218V162L221 161V158H219L220 160H219V159L217 160ZM118 160H119V158H118ZM124 160H125V159H124ZM126 160H127V159H126ZM126 160H125V161H121V162H123V163L125 162V164H128V162H130V163L132 164V163L134 162V161H133V162L131 161V160H132L131 158H130V160H129V159L127 160V163H126ZM153 160H154V163H153L152 160H150V161H152V162H150V163H152V165L150 164L151 166H153V165L155 166V164L157 165V163L160 162V161H159L158 159H156V158L153 159ZM157 160H158V161H157ZM256 160H257V159H256ZM30 161H31L32 164H34V163L37 161V159L33 158V159L30 160ZM76 161H77V163H75ZM45 162H46V164H44V165H48L47 163H50V164H51V162H49V160H47V159H46ZM99 162H100V163H99ZM218 162H216V163H217V167H219L218 164L220 165V163H218ZM59 163H58V161H57L56 164H53L54 167H53L52 169L54 170V168H56L58 165H61V164H59ZM68 163H69V164H68ZM98 163H99V164H98ZM130 163H129V165H127L128 167H129V166H134V167H136L137 165H139V164H137V163L135 164V162H134V164H132V165H131ZM57 164H58V165H57ZM63 164H62V165H63ZM75 164H77V165H75ZM53 165H52V166H53ZM67 165H68V166H67ZM71 165H72V166H71ZM78 165H79V167H78ZM97 165H96V166H97ZM99 165H100V166H99ZM101 165H102L103 167H101ZM119 165H121V164H119ZM251 165H252V164H251ZM259 165H260V166H259ZM48 166H49V165H48ZM52 166H50V167H52ZM70 166H71V167H70ZM76 166H77V167H76ZM253 166H252V167H253ZM61 167H64V169L62 170ZM69 167H70V168H69ZM139 167H140V168H139ZM141 167H142V166H138V168L136 167V168H137V171H139V172L143 171L144 168L141 169ZM258 167H259V168L262 167V168L259 169ZM47 168H48V167H47ZM57 168H58V167H57ZM71 168H72V171H71L72 173H70V171H68V169L70 170ZM76 168H78L77 171L79 170V173L81 174V177H82V178L80 177V174H78V172L76 171ZM49 169H51V168H49ZM52 169H51V170H52ZM66 169H67V170H66ZM73 169H74V170H73ZM104 169H103V171H104ZM133 169H134V168H133ZM139 169H141V170H139ZM65 170H66V171H65ZM134 170H135V169H134ZM145 170H148V169H145ZM145 170L143 171V173L141 172L143 175H145V174H144V173H145ZM56 171H58V169H57ZM64 171H65V172H64ZM75 171H76L77 173H76ZM113 171H112V172H113ZM137 171L135 170V172H134L135 176H136V172H137ZM50 172H51V171H50ZM59 172H60V171H59ZM260 173H261V174H260ZM76 174H77V175H76ZM117 174H118V175H117ZM142 174L137 173V176H136V178L139 177L140 181H143L142 179L146 178V180H144L143 182H140L141 185H143V184H145L146 182H148V181H147V178H148L147 171H146V175H145L146 177L143 176ZM251 174H252V175H251ZM68 175H67V176H68ZM140 175H141L142 179L140 178ZM64 176H65V175H64ZM65 177H66V176H65ZM65 177H64V180H65V182H66L67 177H66V178H65ZM72 177H73V178H72ZM75 177H77V178H75ZM112 177H114V178H112ZM62 178H63V177H62ZM83 178H85V180L87 179L88 181L83 180ZM106 178H107V179H106ZM118 179H119V180H118ZM257 179H256V180H257ZM75 180H76L78 183H75ZM81 180H82V181H81ZM112 180H111V181H112ZM117 180H118V181H117ZM113 181H112V183H110L111 186H109V185H110V184H109V185H108L109 187L105 188V189H107V190H105L106 194H107V195L110 194V195H109V198H110V199H109V198L106 199L107 196H106V197L104 196V197H103L104 200H102L103 198H100V197H101V196H100V197L98 198V199L101 200V201H100V200L97 199L98 196H97L96 199H95V197L90 198V197H92V196H90V195L87 196V194L85 195V194H82V193H78L80 199L78 198V202H77V210H76V211H75V210L73 211V210L70 208L69 210H72V211L69 212L68 210H65V207L67 208V205H66V206L64 207V210H65V211H64L63 208L61 207V209H62L65 213H64L62 210L59 211V210H60V209H59L60 207H57L59 210H56L57 208H56V206L54 205V204H56V202L53 204L55 207L52 205V206L54 207V209L56 208L55 211L59 212V214H61V215H63V216L66 215L65 217H67V216L70 217L71 219L69 218L68 221L71 220L70 222H72V225H73L74 223L78 225V227L75 226V227H77V229H76L77 231L74 230L75 233H76V232H77V233L75 234L74 231H73V232L71 233L72 236H74V234H75V237H76V236H79V237L82 238V236H80V235H85V234H86V233L83 234V231H84V232L89 231V232H88L89 236L86 237V235H85V236H83V238H84V237H85V239L88 238V237L90 238V239L88 238V239H86V240H84V241L89 242V245H90V253H91L92 257H93L96 261H97L98 258L101 257V255H103L104 253H105V255H107V256H105V255L102 256V258L99 260L100 263H99V262H96V261L94 260L95 263H97V264H103L102 262H103V260L105 259V260H104V261H105V264H107L106 261H108V260L106 259V257H108V255H111V254L108 253V252L110 251V249L112 250L113 248H115V246H116V247L118 246V250H117L118 252H116V254H114V255H113V254L111 255V258H112V259H113L112 256H114V259H113V260H111V258L109 257L110 260H111L112 262L109 263V261H110V260H109V261H108V264H121V262H123L124 264H127V260H129V261H128V264H130V263H132V261H133L132 258L134 259V258L137 256V254H138L137 257H138V258L140 257V258H139V261H137L138 258L136 257V258L134 259V261H133V264H138V262H140L141 264H178V261L181 262V263H184V261H191L192 264H207V263H208V264H212V263H213V262H210V260H211V261H214V259H212V258H215V256H216V254L214 255V252L218 254L217 251H219V248H220V250H222L223 246H222L221 244H218L219 246L221 245L222 247H218V248H216V249H218L217 251H215V247L213 248V246H212V248H211V247L208 248V250L210 249L211 252L214 251V252H213L214 257H212V254L210 253V254H211V259H210V256L207 255V254H209V252L205 249V248L207 247V245H206V243L200 245L199 242H201V238H202V237H200V235H198V233H199V234H200V233H205V231H206L207 229H205L204 232H202V231H203V229H204L207 225H206V226H204V225L201 226V223H198L197 221H194L195 218H194L193 215H192L191 217H187V218H188L187 221H189V220H193V221H189L190 227H188V228H186L187 225H185V223L187 222V221H186V218H184L185 216L183 217V219H184L183 222H184V225H185V227L183 226L184 228L182 227L183 224L181 225L182 220H178L179 224H176V223H175L174 225H172L174 222H177V220L175 221L174 219H175V217H178L179 215H176V214H173V213H172L171 215H172V216L174 215V216H173L174 219H173L172 217H171V219H170V218H169V215H168V217L166 216V214H167L168 212H169L168 214H170V210H169L170 208H169V207H170L171 205H170V206H167V208L164 209V210H163V208H164V207H163L164 204H163V206L160 205V206H162V207H161L162 210H161L160 212H158V213L165 215L164 217H166V218H163V216H161L162 218H161V219H160V218L158 219V216H160V214H158V213L156 214L155 212H153V213L145 212V211L147 210V209H145V208H139V210H140V209L142 210V213H141V214H138L139 212H136V213H137V214H136V213H134V211H135V209H136V211H137V210H138V209H137L138 207H133V208H132V206H133L134 204H133V205L131 204L132 206H130V208H127V207H129V205H130V204H129V205L127 206V204L129 203V201H125L126 198H129V196H128V194H127L128 192H126L125 190H124V191H125L126 193L123 192V191H120V189H122V188H120L121 186H120V187H117V189L113 188V187L119 186V185H116ZM254 181H255V180H254ZM262 181H264V180H262ZM262 181H261V182H262ZM79 182H80V183H79ZM112 184H113V185H112ZM114 184H115V185H114ZM117 184H119V183H117ZM249 184H250V183H249ZM253 185H254V184H253ZM253 185H252V187H253ZM33 186L35 187V184H34ZM74 186H75V187H74ZM112 186H113V187H112ZM29 187H30L29 189L31 190V186H29ZM36 187H37V186H36ZM261 187H262V185H261ZM118 188H120V189H118ZM262 188H264V187H262ZM122 190H123V189H122ZM145 191H147V190H145ZM223 193H224V192H223ZM80 194H81V195H80ZM225 194H226V192H225ZM225 194L223 195V197L225 196ZM83 195H84V196H83ZM119 195H120V196H119ZM214 195H215V194H214ZM116 196H117V197H116ZM130 196H131V195H130ZM212 196H213V194H212ZM216 196H217V195L211 197V199L216 200ZM226 196H227V194H226ZM88 197H89L90 199H89ZM116 198H117V199H116ZM120 198H121V199H120ZM130 198H131V197H130ZM130 198H129V199H130ZM176 198H177V197H175V198L172 200V202H173L174 204H175V200H176ZM81 199H82V200H81ZM91 199H92V200H91ZM113 199H114V200H113ZM118 199H120V200L123 199L122 201H124V202L126 203V205H125V204L123 205L124 202L122 203V201H120V200H118ZM111 200H113V202H111ZM134 200H135V199H134ZM139 200H140V199H139ZM131 201H133L132 198H131ZM80 202H81V204H80ZM91 202H93V203H91ZM105 202L107 203V205H105V204H106ZM115 202H116L117 204L119 203V204H121V205L119 206V204H118L117 206H115V205H116V204H114ZM120 202H121V203H120ZM127 202H128V203H127ZM45 203H46V204H48V203L51 204L52 201H50V200H46ZM98 203H99V204H98ZM104 203H105V204H104ZM111 203H112V204H111ZM63 204H65V203H62V205H63ZM135 204H137V201H136ZM56 205H59V204H56ZM62 205H61V206H62ZM81 205H82V206H81ZM93 205H94V206H93ZM108 205H109V206H108ZM172 205H173V204H172ZM99 206H100V207H99ZM114 206H115V207H114ZM134 206H136V205H134ZM89 207H90V208H89ZM112 207H113V208H112ZM117 207H118L119 209H118ZM121 207H122V209H123L124 212L122 211V209H120ZM171 207H172V206H171ZM173 207H174L173 210L179 208L177 205H173ZM80 208H81V209H80ZM131 208H132L133 210H132ZM134 208H135V209H134ZM168 208H169V209H168ZM82 209H84V212L81 211ZM85 209H86L87 211H86ZM88 209H89V210H88ZM102 209H103L104 211H103ZM108 209H109V210H108ZM124 209H125V210H124ZM126 209H128V210H126ZM129 209L132 210L133 212H131ZM143 209H145V211H144L145 213L143 212ZM152 209H153V208H152ZM152 209H151V210H152ZM100 210H101V212H100ZM111 210H112V211H111ZM153 210H154V209H153ZM153 210H152V211H153ZM171 210H172V209H171ZM79 211H80V212H79ZM102 211H103L104 213H103ZM107 211H109V212H108V213H109V214H108L109 216L107 215ZM110 211H111V213H110ZM125 211H126V212H125ZM127 211H128V212H131V214H130V213L128 214ZM152 211H151V212H152ZM154 211H155V210H154ZM165 211H166L167 213H165ZM182 211H183V210H181V212H182ZM185 211H187V210H185ZM68 212H69V213H68ZM78 212H79V213H78ZM81 212H82L83 214H81ZM105 212H106V213H105ZM121 212H122V214H121ZM162 212H163V213H162ZM176 212H177V211H176ZM181 212H180V213H181ZM187 212H189V211H187ZM187 212H185V213H187ZM211 212H213V215H214V210L211 211ZM67 213H68V215H67ZM73 213H74V214H73ZM96 213H97V214H96ZM174 213H175V212H174ZM182 213H184V212H182ZM182 213H181V215H182ZM189 213H190V212H189ZM189 213H188V214H189ZM78 214H79L80 218L76 217V216H78ZM98 214H99V215H98ZM111 214H112V216H111L112 218L110 217ZM113 214H114V215H113ZM123 214H124V215H123ZM133 214H134V215H133ZM155 214H156L157 216H156ZM177 214H179V212H178ZM211 214H212V213H211ZM219 214H220V213H219ZM219 214H218V215H219ZM82 215L85 217V219H86L87 221H86L84 218H83V219L81 218ZM93 215H95L94 218L92 217ZM96 215H97V216L99 217V219L101 220V223L105 220V222H103V223H104V226L101 225V224L99 223L100 221L98 220V218H96ZM103 215H104V216H103ZM105 215H107V217H106ZM175 215H176V216H175ZM186 215H187V214H186ZM190 215H191V214H190ZM218 215H217L218 219H221V220H217V218H214V220H215V221L217 220L216 222H220V223L223 222V223H222L223 225H225V224H226V221L230 219V218L227 216V214H225V217H223L224 214H223V216H222V214H220V216H218ZM83 216H82V217H83ZM90 216H91V217H90ZM182 216H183V215H182ZM182 216H181V218H182ZM248 216H249V215H248ZM75 218H76V219H75ZM88 218H89V219H88ZM105 218H106V219H105ZM228 218H229V219H228ZM253 218H254L255 221L257 220V218L252 217V219H253ZM67 219H68V218H67ZM72 219H73V220H72ZM74 219H75V220H74ZM93 219H94V220H93ZM107 219H111V220H107ZM167 219H168L170 222H172V221H174V222H172V224H171V223L167 224V223H165L166 221L169 222ZM178 219H179V217H178ZM252 219H251V217H250V220L253 222ZM82 220H83V221H82ZM84 220H85V222H84ZM91 220H92V222H91ZM106 220H107L108 222H106ZM112 220H114V221L112 222ZM81 221H82V222H81ZM212 221H213V220H212ZM215 221H214V223H215ZM255 221H254V226H256V227H252V226H253V225H252L253 223L250 224V225H252L251 227H250V225L248 226V224H249L250 221H247V220H246V222H248V224L245 225V224L243 223V227L241 226L243 229H242V228H241V229H238V228H240V227L236 226V228H234L233 231L237 230V232H236V231L234 232V233H237V234H235V235H238V234L240 235V234H241L240 232L245 233L244 235H242V234L240 235V237H242V236H243L244 238L247 237V238H245V239L242 237V238H243V241H244L243 244L246 245L247 247H249V249H250L251 246H252V247L255 246V249H256V251H257L258 248H256V245H254V242H255L254 240H255L256 238L254 237L255 239L253 238V240H251V239H249L248 236H250V238H252V237H253L252 235L255 234V236H256V237L258 236V238H259V239H258V238L256 239L257 241L259 240V241L264 242V239H262V238H264V224H262V221H260V220H259V221L257 220L256 223H255ZM87 222H88V223H87ZM143 222H144V223H143ZM257 222H258V224H257ZM103 223H102V224H103ZM105 223H106V224H105ZM227 223H228V221H227ZM75 224H74V225H75ZM80 224H81V226H82V228H81V232H82V233H81V234L78 232V230L80 231V228H79V225H80ZM82 224H83V225H82ZM108 224H109V225H108ZM161 224H162V225H161ZM164 224H165V225H164ZM212 224H213V223H212ZM215 224H216V223H215ZM228 224L230 225V223H228ZM259 224H262V225H259ZM88 225H89V226H88ZM91 225H92V226H91ZM98 225H99V226H98ZM163 225H164V226H163ZM166 225H167V226H166ZM176 225H178V226H176ZM210 225H211V224H210ZM217 225H218V224H217ZM244 225H245V227H244ZM100 226H101L102 229L106 226V227L103 229V232H102V229H101V228H100L101 231L99 230V227H100ZM102 226H103V227H102ZM107 226H108V227H107ZM111 226H112V227H111ZM114 226H115V227H114ZM116 226H117V227H116ZM118 226H119V227H122V229H120ZM158 226H159L160 228H159ZM200 226H201V227H200ZM213 226H214V224H213ZM218 226H219V225H218ZM221 226H222V225H221ZM221 226H219V227H217V228H218L219 230H221V228H220ZM226 226L228 227L227 224H226ZM239 226H240V225H239ZM259 226H260V227H259ZM72 227H73V226H72ZM86 227H87V231H86V229H84V228H86ZM95 227H96L97 229H96ZM109 227H110V229H108ZM153 227H154V228H153ZM157 227H158V228H157ZM210 227H211V226H210ZM214 227L216 228V226H214ZM214 227H213V228H214ZM223 227H224V226H223ZM223 227H222V228H223ZM248 227H249V228H248ZM78 228H79V229H78ZM88 228H89V229H88ZM113 228H114V229L118 228V229H116V231H115V230H113ZM161 228H163V230H162ZM164 228H165V229H164ZM200 228H201V232H197L196 230H198V229L200 230ZM207 228H208V227H207ZM213 228H212V230H213ZM217 228H216L215 231L213 230V232H216V233H217V230H218ZM225 228H226V227H225ZM244 228H245V229H244ZM251 228H252V229H251ZM83 229H84V230H83ZM156 229H158V230L156 231ZM190 229H192V230H190ZM97 230H98V231H97ZM106 230H107V231L110 230V231L107 232ZM117 230H118V231H117ZM160 230H161V231H160ZM224 230H226V231H221V232L219 231L221 234L219 233L220 235H218L217 237L214 236L216 233H215L214 235H210V234H206V233H207V232H206L205 234H206V235H209V236H211V237L213 236V237L215 238V240H216V238H220V237H222V236H229V235H228V228H227V229H224ZM239 230H240V232H239ZM247 230H252V231H250V233H249V231H247ZM258 230H259V231H258ZM95 231H96V232H95ZM99 231H100V232H99ZM114 231H115V232H114ZM119 231H120L121 233H120ZM187 231H188L190 234L187 233ZM191 231H192V232H191ZM193 231H196V232H197V233H196V234H197V237H198V236L200 237L199 240L197 239V241H196L199 245H197L196 242H195V240H196L197 237H196V235L194 236ZM94 232H95V233H94ZM123 232H125V234H123ZM136 232H138V233H137V236L133 235V234L136 233ZM210 232H211V231H210ZM210 232H209V233H210ZM90 233H91L93 236H91ZM93 233H94V234H93ZM119 233H120V234H119ZM211 233H212V232H211ZM246 233H247V235H246ZM95 234H96V235H95ZM126 234H127V236H126ZM187 234H188L189 236H187ZM191 234H193V236L196 237L195 240H194L193 237H191V236H192ZM217 234H218V233H217ZM217 234H216V235H217ZM248 234H249V235H248ZM250 234H251V235H250ZM69 235H70V234H69ZM94 235H95L96 237H95ZM101 235H102V236H101ZM201 235H204V234H201ZM206 235H204V236H206ZM245 235H246V236H245ZM104 236H105V237H104ZM122 236H123L124 241H125V239H126L127 241L124 242L123 240H121V239H122V238H121ZM131 236H132V237H131ZM94 237H95V238H94ZM102 237H103V238H102ZM124 237H125V238H124ZM206 237H208V236H206ZM76 238H78V237H76ZM76 238H75V239H76ZM83 238H82V239H83ZM96 238H97V239H96ZM204 238H205V237H204ZM72 239H73V237H72ZM82 239H80V240H82ZM94 239H96V240H94ZM98 239H99V240H98ZM205 239H206V238H205ZM207 239H208V238H207ZM207 239H206V240H207ZM212 239H213V238H211V240H210V237H209V240H210V241H213V242L209 243L210 246H211V244H213V243L215 242L214 239H213V240H212ZM78 240H79V239H78ZM88 240H89V241H88ZM209 240H207V241H209ZM73 241H75V240L73 239ZM103 241H104L105 243L108 241V244H109V245L106 243V245L104 246V242H103ZM111 241H112V242H111ZM113 241H114V242L116 241V243L114 244ZM148 241H149V242H148ZM202 241H203V240H202ZM216 241H217V240H216ZM259 241H258V242H259ZM76 242H77V241H76ZM109 242H110V243H109ZM126 242H129V243H126ZM147 242H148V243H147ZM204 242H206V241H204ZM204 242H203V243H204ZM217 242H218V241H217ZM258 242H257V243H258ZM102 243H103V244H102ZM122 243H123V244H122ZM124 243H125V244H124ZM143 243H145V244H143ZM146 243H147V244H146ZM201 243H202V242H201ZM218 243H219V242H218ZM220 243H221V242H220ZM246 243H248V245H250V246H248ZM257 243H256V244H257ZM113 244H114L115 246H113ZM132 244H134V245H132ZM141 244H143V245H147V246H143V245L141 246ZM207 244H208V242H207ZM252 244H253V245H252ZM260 244H264V243H258V244H257V247H258ZM161 245H162V247H163V245H165V247H167V248L164 249V247L162 248ZM213 245H214V244H213ZM102 246L104 247V249H103ZM106 246H108L107 249H106L107 252L104 251L105 248H106ZM159 246H160L162 249H164V251H165L166 253H165V252H164ZM261 246H262V245H261ZM134 247H135V248H134ZM149 247H150V248H149ZM96 248H97V250H96ZM124 248H127L128 250H127V249H124ZM148 248H149V249H148ZM259 248H260V246H259ZM93 249H94V250H93ZM99 249H100V251H99ZM101 249H103V254H102V250H101ZM156 249H157V252H156ZM211 249H213V250H211ZM95 250H96V251H95ZM121 250H122V251H121ZM135 250H137V252H138L137 254L135 253V252H136ZM126 251H129V252H126ZM132 251H134V252H132ZM141 251H142V252L147 251L149 255L147 254V252L141 254ZM162 251H163V252H162ZM222 251H224V250H222ZM256 251L254 250V252H256ZM124 252H126V253H124ZM219 252H220V251H219ZM132 253H134L135 255L132 254ZM139 253H140V254H139ZM161 253H163V254H162V255H164L163 257L160 255ZM170 253H172V254H170ZM221 253H222V252H220V254L217 255V257L220 256V257H219V260H220V258L222 259L223 255H224V254H223L224 252L222 253V255H221ZM131 254H132V255H131ZM169 254H170V255H169ZM173 254H175V257H174V256H173V257L171 256V255H173ZM143 255H144V256H143ZM150 255H151V256H150ZM165 255H166V256H165ZM167 255H169L170 257H168ZM250 255H251V254H248V256H250ZM179 256L182 257V259H181ZM221 256H222V257H221ZM251 256H252V255H251ZM251 256H250V257H251ZM95 257H97V258H95ZM148 257H152V258H151L152 261H151V259L149 260ZM208 257H209V258H208ZM130 258H131V260H132L131 262H130ZM176 258H177V259H176ZM183 258H184V259H183ZM205 258H206V260H204ZM207 258H208L209 260H208ZM102 259H103V260H102ZM140 259L143 260V261H144V259H145L146 262L144 261V263H143V261L141 262ZM175 259H176V260H175ZM180 260H181V261H180ZM183 260H184V261H183ZM84 261H85V260H84ZM84 261H83V262H84ZM87 261H88V260L86 259V261H85L86 264H87ZM94 261H93V262H94ZM136 261H137V262H136ZM150 261H151V262H150ZM202 261L205 262V263H203ZM208 261H209V262H208ZM215 261H216V260H215ZM223 261H224V260H222V262H223ZM83 262H82V263H83ZM114 262H115V263H114ZM125 262H126V263H125ZM129 262H130V263H129ZM147 262H148V263H147ZM149 262H150V263H149ZM152 262H154V263H152ZM217 262H219V261H218V258H217ZM222 262H220V263H222ZM95 263H93V264H95ZM123 263H122V264H123ZM140 263H139V264H140ZM181 263H179V264H181ZM189 263H190V262H189ZM189 263H188V264H189ZM185 264H187V263H185ZM213 264H218V263H215V262H214ZM224 264H226V263H224Z\"/></svg>",
	"mask_w": 264,
	"mask_h": 264
}]
</instances>
